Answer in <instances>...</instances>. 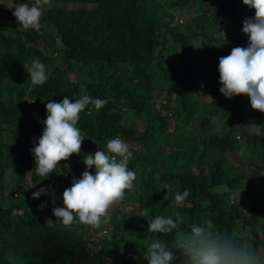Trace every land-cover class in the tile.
Returning <instances> with one entry per match:
<instances>
[{
	"label": "trees",
	"instance_id": "trees-1",
	"mask_svg": "<svg viewBox=\"0 0 264 264\" xmlns=\"http://www.w3.org/2000/svg\"><path fill=\"white\" fill-rule=\"evenodd\" d=\"M12 1L11 6L0 4V203L7 204L0 207V264H109L107 259L114 264H147L143 255L151 238L171 246L180 231L206 219L264 259V184L259 183L264 169V113L251 107L249 97L237 96L233 132L237 134L236 128L243 132L239 139L233 133L201 143L186 138L170 153L156 152L138 138L119 113L143 115L145 134H166L168 119L151 100L154 93L167 91L164 109L176 121L189 119L185 94L176 88L188 91L192 84L180 79L178 69L185 68L188 80L193 76L194 86H210L219 62L212 68L202 65L194 45L207 51L218 42L204 34L183 32L177 15L192 5L194 13L202 14L216 32L227 35L217 41L230 42L224 48L229 55L233 47L248 44V36L238 30L247 8L243 0H50L39 32L19 28L12 14L16 4L33 3ZM34 59L48 73L43 85H33L23 67ZM215 77L220 79L219 71ZM82 95L108 103L101 109L89 104L80 113L77 127L86 137L80 155L62 161L49 177L38 176L31 149L43 133L46 104L61 102L64 96L75 102ZM245 107L262 116L261 134L245 123ZM4 134L8 144H3ZM117 135L129 145L128 167L136 173L135 190H127L124 199L139 204L137 214L112 213L114 204L108 212L114 229L138 237L128 243L125 254L117 247L107 250L104 238L95 241L90 236L85 241L84 224L66 226L52 215L54 206H63L62 194L73 178L89 170L85 155L106 151L107 141ZM197 162L207 166V174L192 171ZM89 171L94 175L95 167ZM9 176L15 178L13 195L7 191ZM41 187H47L49 194L34 199L33 193ZM185 189L190 195L183 205H175V195ZM145 211L151 218H178V228L169 234L149 232L147 218L142 217ZM49 219L51 223L46 222ZM112 238L121 239L118 234Z\"/></svg>",
	"mask_w": 264,
	"mask_h": 264
},
{
	"label": "clouds",
	"instance_id": "clouds-1",
	"mask_svg": "<svg viewBox=\"0 0 264 264\" xmlns=\"http://www.w3.org/2000/svg\"><path fill=\"white\" fill-rule=\"evenodd\" d=\"M49 4L50 0H35L31 6L28 3L16 4L12 14L19 28L39 32L41 18ZM243 4L255 10L254 17H246L243 22L242 31L248 36V44L246 47H233L229 55L219 58L220 92L226 98L246 95L251 107L264 113V0H243ZM23 67L33 85H43L49 78L39 59ZM107 103V99L82 95L75 102L64 96L61 102L53 100L46 104L47 116L42 121L44 130L31 149L35 159L33 170L38 176L49 177L62 161H67L73 154L80 155L86 139L77 127L80 113L89 104L101 109ZM251 107L245 108L254 112ZM131 157L129 145L119 135L107 141L106 151L86 154L84 163L89 170L94 166L95 174L86 170L80 178H73L71 187L62 194L63 206H54L52 215L66 226L80 223L98 228L102 219L111 214L108 213L111 206L123 200L125 192L133 188L136 173L128 167ZM42 194H49L47 187L34 192L33 198L39 199ZM189 195L187 189L178 192L174 204L183 205ZM51 197L55 204L54 192ZM142 217L147 218L148 231L154 234H169L178 228V218L174 220L162 215L151 218L147 211L142 213ZM46 222L51 223V220ZM101 228L108 232L103 234V238L109 237L110 228ZM143 258L147 264H178V261L181 264H264L258 253L238 244L229 234L217 231L211 219L193 223L187 231H180L171 246L158 238H151Z\"/></svg>",
	"mask_w": 264,
	"mask_h": 264
},
{
	"label": "rangeland",
	"instance_id": "rangeland-1",
	"mask_svg": "<svg viewBox=\"0 0 264 264\" xmlns=\"http://www.w3.org/2000/svg\"><path fill=\"white\" fill-rule=\"evenodd\" d=\"M28 2L34 3L32 0H28ZM0 4H6L11 6L13 4L12 0H2ZM255 15V10L250 9L248 6L246 8L245 14H242L240 17L241 24L238 28L239 31L243 28V22L246 17H252ZM177 19L179 21L180 30L185 33H191L194 35L204 34L208 36L209 40H214L218 42L215 47L204 51L198 45H194L195 52L200 54V63L202 65H206L210 68L216 66V62H219V58L222 56H226L227 52L224 48L230 45V42L227 41L224 45L217 41L219 38L227 39V35L223 34L222 31L216 32L215 28L208 24L203 19L202 14H196L193 11V6L190 5L188 10H182L177 15ZM219 30H221L219 28ZM196 61V60H193ZM218 71V68L212 72L211 81L212 84L210 86H194L193 76L191 79L186 78V70L183 67L178 69L179 77L183 81H188L192 84L191 90H182L177 89L181 93L185 94L184 99L189 104L188 113L191 115L189 119H186L184 122L176 121L174 115L164 109L162 102L168 96L167 91H161L154 93V98L151 100V103L155 105V107L160 110L164 117H166L167 125L165 126L166 134H162L159 131L157 133L149 132L145 134L147 123L143 120V115L140 114H132L130 112L124 111L119 112L123 114V123L133 128L137 132L138 138H143L146 142H148L156 152L158 150L165 151L170 153L172 151L173 146L178 142H183L186 138H191L192 142L197 141L201 143L203 140L210 141L213 136L222 138L228 134L237 135V139H239V134H235L233 132V124L236 123V119L233 117V114L236 110V104L238 103L237 97L234 96L232 98H226L221 92L220 88L222 85L220 84V79H216L215 73ZM174 79H172L173 81ZM213 90L217 92V95L213 94ZM177 92L174 91L173 98H177ZM160 96V99L157 100V97ZM215 103V104H214ZM245 120L249 124H253L251 130L258 134H261V124L262 118L256 113L252 112L249 108H245L243 111ZM211 115V116H210ZM38 114H33V117H37ZM186 117L183 116L184 120ZM237 133L243 132L240 131L239 128L234 129ZM9 138L4 134L3 144H8ZM136 149H140V144L134 143ZM160 145V148L158 147ZM228 158H231L230 153H225ZM233 161L235 159L231 158ZM212 160V159H211ZM192 171L196 173L207 174L208 169L206 165H200L198 162L194 165ZM31 175L29 173L28 181L30 183ZM15 178L12 176L8 177V193L13 195V186H14ZM259 183L264 184V169L261 170L259 176ZM132 191L135 190V185L133 184V188L130 189ZM264 193V188L261 190ZM124 201V202H123ZM63 204V202H61ZM116 207L112 213L118 212L119 214L125 213H138L139 212V204L133 201L123 200L114 203ZM0 207L6 208L7 204L5 202L0 203ZM18 214L22 212H17ZM109 227L110 235L109 237L103 238L102 228ZM85 234L83 236L84 240L87 241L90 236L93 237L95 241L102 239V242L107 250H112L114 248H119L122 254H125L128 251V243L134 240H138V237L130 234L126 230H118L113 228V215L108 214L106 218L102 219L101 225L98 228H94L88 225H85L83 228ZM118 234L120 236V240H115L112 238L113 235ZM88 250H94L93 246L88 247ZM126 256V257H125ZM122 256V261H125L127 258L126 255ZM109 264H114L112 259H107Z\"/></svg>",
	"mask_w": 264,
	"mask_h": 264
},
{
	"label": "built area",
	"instance_id": "built-area-1",
	"mask_svg": "<svg viewBox=\"0 0 264 264\" xmlns=\"http://www.w3.org/2000/svg\"><path fill=\"white\" fill-rule=\"evenodd\" d=\"M240 138V137H239ZM103 234H107L108 232L106 230H103L102 231Z\"/></svg>",
	"mask_w": 264,
	"mask_h": 264
}]
</instances>
